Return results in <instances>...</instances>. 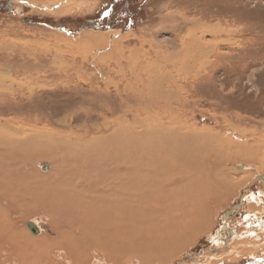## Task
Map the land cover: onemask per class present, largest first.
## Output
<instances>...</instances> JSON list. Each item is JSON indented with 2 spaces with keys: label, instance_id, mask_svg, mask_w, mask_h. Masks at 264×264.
<instances>
[{
  "label": "bare ground",
  "instance_id": "1",
  "mask_svg": "<svg viewBox=\"0 0 264 264\" xmlns=\"http://www.w3.org/2000/svg\"><path fill=\"white\" fill-rule=\"evenodd\" d=\"M173 19L170 21L177 23L178 19ZM177 24L173 29L178 30ZM196 24L192 22L197 29L200 24ZM8 37L6 34L5 39H0V64H8L14 58L16 46ZM86 41L87 45L79 47L80 51L74 50L72 45L65 50L77 55L83 49L84 57L98 54L94 65L98 62L107 65L114 60V65L105 68L124 80H112L108 84H121L118 93L121 94L122 89L126 94L123 97L125 105L130 104L135 110L129 113L133 110L129 107L126 108L128 113L109 118L114 108L105 101L104 109L86 111L87 123L77 130H68L61 117L54 119L52 124L49 122L50 127L43 118L34 117L26 110L20 116L15 113V117L0 121V264H89L94 262L87 260L93 248L104 251L103 258L108 263H121L126 259H140L143 261L140 264L166 263L207 232L218 208L227 197L235 195L237 180L224 169L232 161L231 151L236 152L247 166L254 164L262 151L264 162V137H255L253 149L233 136L213 129L203 130L190 123L185 113L180 114L178 109L174 111L171 105L173 101L182 102L183 88L177 85V78L162 74L156 66L142 65L139 61L142 53L138 48L129 50L126 55L121 49L113 52L111 41L110 45L104 43L101 36H88ZM186 43L197 44L201 50L204 44L192 35ZM99 48H104L105 52L100 54ZM185 59L187 61L180 66V60L174 65L180 67L176 70L177 75L186 83L190 77L199 75L196 65L201 64L202 68L208 61L205 63V58L195 54ZM24 63L16 66L31 78V72L37 67L23 66ZM6 73L11 78L0 79L2 97L16 92L34 96L43 84L49 86L50 79L55 80L54 84L63 83L62 76L54 75L50 79L41 78L38 85H32L38 77L18 80L11 74L12 69L8 68ZM96 113L99 119L104 117L103 121L94 118L89 126V120ZM44 159L51 162L49 172L35 168H39L38 163ZM245 172L249 177L252 174ZM20 195L23 198H19ZM5 199L8 202L4 203ZM17 209L28 211L24 215L27 220L16 222L12 218ZM226 210L223 209V213ZM28 215L47 217L56 237L52 239L46 232L29 234L25 227L30 218ZM43 220L48 222L46 218ZM256 223L250 221L262 230L264 222ZM30 227L37 231L31 223ZM256 232L253 230L250 236L255 237ZM228 234L223 242L226 247L235 233ZM245 241L238 235L234 239V243ZM253 246L246 249L247 254L255 253ZM218 250L223 258H237L235 246L233 256L228 255L227 249ZM56 251H60V256ZM205 261L198 257L193 263L204 264Z\"/></svg>",
  "mask_w": 264,
  "mask_h": 264
},
{
  "label": "rangeland",
  "instance_id": "2",
  "mask_svg": "<svg viewBox=\"0 0 264 264\" xmlns=\"http://www.w3.org/2000/svg\"><path fill=\"white\" fill-rule=\"evenodd\" d=\"M172 17L175 21L178 19V24L170 21ZM193 21L200 24L197 29L193 27ZM175 24L178 30L173 29ZM190 33L195 40L204 43L202 50L197 48V44L190 46L186 43L191 37ZM0 34V39H5L6 34H9L8 39L16 46L13 60L8 64H0V79L11 78L6 73L9 68L18 80L38 77L37 82L32 85H38L41 78L50 79L54 75H57V78L62 76L63 79H60L63 83L67 82L63 84L59 81L61 84H54L55 80L50 79V87H46L47 84H43L40 89L37 87L36 91L39 89V92H34V96L17 92L0 96V121L20 116L26 110L34 117L43 118L50 127L49 122L52 124L54 119L61 117L66 121L65 127H69L68 130H77L87 123L86 111L96 112L104 109L105 101L108 106L114 108L109 118L124 112L132 113L135 109L130 104L125 105L124 91L121 89L123 94L118 93L121 84H108L112 80H124L114 71L105 68L107 65H114V60L107 65L99 62L94 65L98 54L84 57L83 49L77 55L65 50L69 46L79 50V47L87 45L88 36H101L104 43L110 45L111 41L113 52L121 49L128 55L129 50L138 48L139 53H142L139 59L142 65H154L162 74L177 78V85L183 88L181 94L179 92L182 102L177 104L173 101L171 106L174 111L178 109L180 114L185 113L190 123L203 130L213 129L217 133L233 136L238 142L248 143L253 149L255 137H264V0H0ZM98 52L104 53L105 49L99 48ZM193 54L205 58V63H208L202 68L201 64H197L199 75L190 77L185 83L184 79H179L176 70L180 67L174 63L180 60V66L183 61H187L185 58ZM17 63H24L23 66L27 64L28 67L35 65L37 68L31 72L33 76L30 78L28 73L20 71ZM191 64H194V61H191ZM126 69L128 71L127 67ZM58 71L61 73L58 74ZM181 84L184 86H180ZM174 88L177 90V87ZM1 93L0 95H3ZM129 107L133 110L130 108L132 111L127 112L126 108ZM158 108L162 110L161 106ZM95 115L89 120V126L94 118L103 121V116L99 119L97 113ZM231 153L232 161L224 169L237 180L233 193L235 195L227 197L222 207L218 208L207 232L195 238L192 244L166 263L156 264H195L198 257L207 260L204 264H249L252 260L264 256L262 252H255L256 258L253 253L240 257L238 249H246V246L242 242L234 243L238 235L248 242L251 240L253 248L258 245L260 249L263 246L255 241L256 237L250 236L253 230L259 229L251 225L250 221L257 222L256 224L264 222L263 154L261 151L255 163L247 166L236 152ZM44 160L37 164L40 169L37 166L35 168L49 172L51 162ZM245 171H251L250 177ZM19 198L23 196L20 195ZM6 201L7 199L4 203ZM233 207H237L236 210L232 211ZM223 209H227L226 212L223 213ZM22 210L14 211L12 218L16 222L26 219L24 215L28 211ZM33 216L28 215L30 218L25 226L29 234L41 235L46 232L52 239L53 236L56 237L55 229L47 217ZM17 217L22 218L20 220ZM41 217L46 218L48 222ZM30 223L37 231H32ZM261 229L264 230V227ZM228 233L233 235L230 245L226 247L223 242ZM234 246L238 253L236 257H240L239 259L220 256L218 251L221 249L218 248L224 251L227 249L228 255L233 256ZM60 251H56L57 256H60ZM101 251L97 248L90 251L87 260L94 262L89 264L143 263L140 259L108 263L103 258L104 251ZM91 253L93 258L90 257ZM66 259L67 256L64 261Z\"/></svg>",
  "mask_w": 264,
  "mask_h": 264
},
{
  "label": "crops",
  "instance_id": "3",
  "mask_svg": "<svg viewBox=\"0 0 264 264\" xmlns=\"http://www.w3.org/2000/svg\"><path fill=\"white\" fill-rule=\"evenodd\" d=\"M256 238L255 237H253V238H255V241L258 243V242H260V243H262V247L260 248V249H258V245H257V247L256 248H253V250H254V252H258V253H260V252H262L263 254H264V231L263 230H259V229H256ZM259 233V234H258ZM259 240V241H258ZM243 243H245V242H243ZM233 243H231V245H232ZM245 246H246V249L247 248H252V246L254 245L251 241L250 242H247V243H245L244 244ZM244 245H241V246H244ZM248 245V246H247ZM251 245V246H250ZM246 249H238L239 251H240V257H244L246 254H244V253H246ZM245 251V252H244ZM242 255V256H241ZM253 255L255 256V258L257 257L256 255H255V253H253ZM240 257H238L237 259H239ZM249 264H264V256L262 257L261 256V258H259V259H256V260H252Z\"/></svg>",
  "mask_w": 264,
  "mask_h": 264
},
{
  "label": "flooded vegetation",
  "instance_id": "4",
  "mask_svg": "<svg viewBox=\"0 0 264 264\" xmlns=\"http://www.w3.org/2000/svg\"><path fill=\"white\" fill-rule=\"evenodd\" d=\"M92 22V21H91ZM227 264H234V263H227ZM236 264H243V263H236Z\"/></svg>",
  "mask_w": 264,
  "mask_h": 264
},
{
  "label": "snow or ice",
  "instance_id": "5",
  "mask_svg": "<svg viewBox=\"0 0 264 264\" xmlns=\"http://www.w3.org/2000/svg\"><path fill=\"white\" fill-rule=\"evenodd\" d=\"M105 15H107V13H105Z\"/></svg>",
  "mask_w": 264,
  "mask_h": 264
}]
</instances>
